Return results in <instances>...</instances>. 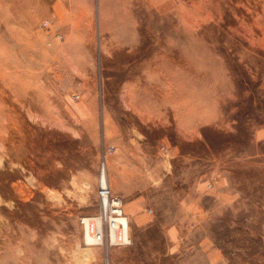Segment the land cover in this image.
Returning a JSON list of instances; mask_svg holds the SVG:
<instances>
[{
	"label": "rangeland",
	"instance_id": "1",
	"mask_svg": "<svg viewBox=\"0 0 264 264\" xmlns=\"http://www.w3.org/2000/svg\"><path fill=\"white\" fill-rule=\"evenodd\" d=\"M0 264H264V0H0Z\"/></svg>",
	"mask_w": 264,
	"mask_h": 264
},
{
	"label": "built area",
	"instance_id": "2",
	"mask_svg": "<svg viewBox=\"0 0 264 264\" xmlns=\"http://www.w3.org/2000/svg\"><path fill=\"white\" fill-rule=\"evenodd\" d=\"M48 34L51 33L48 22L41 26ZM54 40H60L58 34L52 35ZM50 45V43L48 44ZM78 99V96H74ZM99 214L92 218H82L80 225L83 228L84 239L91 238L93 241L88 243L107 250L111 247H128L132 241L129 236L128 226L122 220H127L122 210V200L119 196L111 193L108 184L99 182L98 187ZM128 223V222H127Z\"/></svg>",
	"mask_w": 264,
	"mask_h": 264
},
{
	"label": "crops",
	"instance_id": "3",
	"mask_svg": "<svg viewBox=\"0 0 264 264\" xmlns=\"http://www.w3.org/2000/svg\"><path fill=\"white\" fill-rule=\"evenodd\" d=\"M194 190H195V188H194ZM181 193L184 194V192H182V191H181ZM182 202H186V199L184 198V200H183L181 198V200H180V208L186 209L187 204L184 205V204H182ZM124 207H125V210L128 212V215L131 218V223H133V226H135L139 230L149 229L153 225H155V223L158 221L157 214H153L152 217L148 218L153 213V211L151 209L147 210L146 214H145L142 212V208L140 206L138 208V206L134 207L133 205L126 204ZM186 214H187L186 211L180 212V215L178 216L179 218L177 217L173 223L169 224L165 228V232L167 234L182 232L185 229L186 223H187L186 222Z\"/></svg>",
	"mask_w": 264,
	"mask_h": 264
},
{
	"label": "bare ground",
	"instance_id": "4",
	"mask_svg": "<svg viewBox=\"0 0 264 264\" xmlns=\"http://www.w3.org/2000/svg\"><path fill=\"white\" fill-rule=\"evenodd\" d=\"M100 181L103 183V184H107V181H106V172H105V168L103 167L102 168V171H101V177H100ZM123 224L126 223L128 225V221L127 220H122ZM129 231V230H128ZM93 240L89 237H86V242L87 243H91Z\"/></svg>",
	"mask_w": 264,
	"mask_h": 264
}]
</instances>
